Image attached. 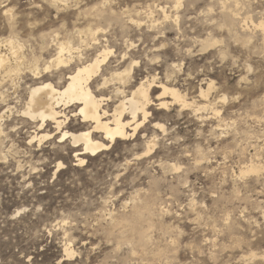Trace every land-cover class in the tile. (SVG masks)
<instances>
[{"label":"rangeland","instance_id":"obj_1","mask_svg":"<svg viewBox=\"0 0 264 264\" xmlns=\"http://www.w3.org/2000/svg\"><path fill=\"white\" fill-rule=\"evenodd\" d=\"M59 4L0 0V52L8 54L3 42L14 37L27 44L26 60L43 69L55 53L41 36L63 26L112 21L108 45L116 54L133 52V85L152 76L169 79L188 102L199 105L205 103L199 89L212 80L219 115H196L175 105L166 116L152 105V117L135 139L82 157L80 145L57 135L31 141L53 133V126L38 131L20 117L34 79L22 76L14 92L15 83L0 74V264H264V38L259 29L264 0ZM159 7L178 13L180 22L166 26L167 54L156 59L151 55L160 50L162 35L131 25L122 31L117 22H162ZM97 10L105 11L102 17ZM206 38L217 43L203 50L200 42ZM126 40L134 45L127 49ZM160 94L158 89L150 94L153 103ZM156 123L164 124L165 132ZM81 125L76 117L68 126L78 132L87 128ZM153 137L156 145L145 157L144 143ZM77 155L85 159L82 165L75 162ZM251 163L263 170L241 175ZM137 207L143 220L129 230L126 222H134Z\"/></svg>","mask_w":264,"mask_h":264},{"label":"bare ground","instance_id":"obj_2","mask_svg":"<svg viewBox=\"0 0 264 264\" xmlns=\"http://www.w3.org/2000/svg\"><path fill=\"white\" fill-rule=\"evenodd\" d=\"M53 2L59 4L61 0H53ZM179 2H177V4ZM178 6L175 7V10H179ZM159 10L163 16L162 22L154 21V18L152 19L153 21L151 20V22H149L150 24L147 25L143 24V22H138L136 19H128L129 22L127 23H120L121 21L119 23L117 22V24L121 25V30H128L131 25L136 28L143 27L148 32H154L156 36L158 34L162 35V37L157 40V43L161 42L162 44L159 48L160 50H157V53L151 55V58L156 59L160 55L166 56L167 54L166 45L164 43L167 39V34L164 33L166 26L178 27L180 22L178 13L175 15H171V13L168 14L163 7ZM97 13L102 17L105 11H98ZM83 18H85V16ZM88 18L90 19V17ZM213 20L211 19L210 21ZM110 22L108 24L105 23V25L103 23L101 24L99 22L89 21L83 28H80L77 26V24H73L70 27L63 26V24V28L61 30H57L55 32L50 30L52 32L51 34H47V36H41L43 45L51 47L54 49L55 53L48 59L45 66H42L43 69H39L41 65L37 66L31 62L32 60L29 61L27 59L29 62L26 60V55L23 53V45L25 44L21 43V40L19 41V39H15L13 37L12 39H7L3 42L4 47L7 46L6 48L8 49V54L4 52L5 50L3 51L4 53L0 52V74H3L4 77H8L7 81H10L9 84H14L17 80L19 83V80L22 76L24 80H27L28 76L26 74L34 79V81L28 87L27 99L24 102L22 110L19 112L20 117L35 123L37 125L38 131H43L48 127L53 126L51 127L53 128V133H46L40 136L38 135L39 138L38 136H32L33 138L31 141L37 139L39 142H41L44 139L51 138L53 135H57L61 141L69 140L74 146L80 145L82 147V157H84L85 154L93 156L100 151L106 150L109 145L117 141H128V139H135L141 128L145 125V123L149 122V119L152 117V114L149 111V108L152 105H155L157 110L162 111L166 116L169 115V107L176 105L178 106L179 110H191L196 115L201 114L202 112L205 114L204 111H206V113L209 112L211 118L218 117L219 111L216 109V98L212 97L213 91L215 89L214 82L212 80L207 82L205 90L199 89L198 98L205 102L202 104L200 103L199 105L194 101L188 102L189 100L187 101L184 96H182L174 87H172V82L171 84L168 82L169 79L168 81L165 80V82H162L161 80L158 81V78L155 76H152L151 78H146L140 81L138 84L133 85L134 79L132 72L137 62L133 60V52L128 54L126 51L116 54L112 51L108 45L107 38L109 35V29L111 28ZM82 23L84 22L82 21ZM12 25H14V23ZM259 26V29H262L264 38V23H260ZM11 30H14V28ZM69 32L72 34H69ZM16 35L18 34H15V36ZM153 40L156 41V37ZM212 40L213 39L211 38H206L205 40L201 41V48L203 50L213 48L217 42ZM125 45L128 49L134 44L126 40ZM89 52H93V55H88ZM35 56L36 55L32 56L31 59H33ZM112 61L113 63H116V67L111 66ZM18 83H15L14 88H12L14 89V92H16L18 89ZM154 89H158L161 92V94L155 98V103H153L150 97V94L154 91ZM165 97L169 101L164 100ZM222 100L224 101L225 98L223 97ZM9 111L11 110L9 109ZM69 114H71V116ZM2 117L3 116L1 115L0 120ZM76 117L81 119V126L87 127L86 129L78 132H72L69 130V123ZM201 118L202 117L200 116L199 119ZM155 126L161 132H165L164 124L156 123ZM155 139L156 137L150 138L144 143L143 156L148 157L152 154V151L156 145ZM79 153L80 152L78 151V154ZM84 161V158H81L78 155L76 156L75 162L78 166L82 165ZM60 166L61 164L59 163L57 168ZM261 170H263L261 166L251 163L244 170H242L240 174L255 175ZM145 207L146 206L143 208L146 209ZM140 209L141 208L138 209V207L137 209L135 208L132 215V219L134 220L133 223L132 221L128 222L129 220L126 222V227H128L129 230H132L130 228L134 227L131 226L132 224H140V221L143 220V212ZM148 212L150 211H147L146 213ZM125 220H123L124 222H121V224H125ZM147 224H149V222ZM136 230L137 229H135V231ZM131 233L134 235L133 232ZM139 233L138 235H141V233ZM144 233L146 232L144 231ZM140 243L142 242L140 241ZM137 245L139 244L137 243ZM145 246L147 245L145 244ZM64 252L66 253L67 257L71 256L68 248H65Z\"/></svg>","mask_w":264,"mask_h":264}]
</instances>
